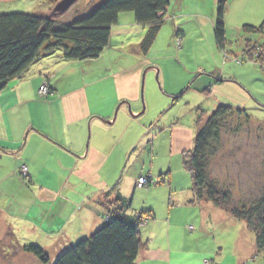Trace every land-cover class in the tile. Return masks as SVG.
I'll use <instances>...</instances> for the list:
<instances>
[{
	"label": "rangeland",
	"instance_id": "rangeland-1",
	"mask_svg": "<svg viewBox=\"0 0 264 264\" xmlns=\"http://www.w3.org/2000/svg\"><path fill=\"white\" fill-rule=\"evenodd\" d=\"M60 1L62 0H0V12L53 15L58 12L55 6ZM102 1L104 0H77L63 12L65 14L60 21L69 23L88 13ZM228 4L231 12L228 22L225 20L226 42L224 47L217 42L213 28L217 0H183V3L182 0H174L170 4L166 22L147 55L142 54L138 47L143 35L147 32V26L137 24L133 13L124 12L122 15H129L133 17L132 20L130 23L122 20L112 28L110 44L100 57L83 61L73 60L74 62H69L65 68L57 69L54 79L61 86L59 90L69 96H79L83 93V97L87 100L89 113L92 112V120L95 117L96 126L92 127L93 130L89 123V141L94 138V143L103 150L114 141L118 150H123V153L118 151L122 154V161L116 171L118 174L123 170L122 164L128 158L125 153L127 150L124 151V149L134 148L141 143L140 147H143L135 155L138 162L133 163L136 166L132 170L136 169L137 172L147 176L151 174L149 172L152 171L151 161H153L156 167L165 166L166 169H172V182L182 186L181 177H178L176 181L175 178L178 173L186 170L183 165V153L192 150V147L186 149V142L193 141L192 145L194 144L199 124L201 125L206 117L217 109L221 101H225L234 107L242 106L252 118L247 119L244 115L238 114L226 118L221 141L214 145L209 155L208 177L210 181H216L221 187L228 189L232 200L249 202L263 191L264 55L260 59L259 54H251L250 50L253 49L256 53L262 52L257 50L264 48V34L245 32L243 25L247 23L259 25L264 21V0L252 5L243 0H228ZM123 22L129 24L124 26ZM178 30L181 31L180 36L177 34ZM139 69H142V73L138 100H126V103L119 107L120 103L116 102L117 95L112 86L115 77L131 74ZM219 74L227 78L231 76L235 78L236 82L248 91L249 97L246 94L222 95L219 91L212 92L210 84L213 80L220 78ZM206 89L209 91L206 92ZM114 103L116 107H113ZM117 108L116 123L113 126L102 124L101 121L109 120L106 118L107 115L110 114L112 118L115 116ZM138 112L142 114L136 118L131 116V113L137 114ZM34 128L39 131L38 127ZM178 130L181 134L192 132V139L182 141L176 137ZM39 132L45 134L42 129ZM107 139L109 141L106 145ZM90 148L93 149L92 142ZM150 148H154V155L149 150ZM85 153L89 154L87 151ZM97 156L93 153L89 154V158L81 166L66 161L61 165L62 167L56 165L54 169L52 168V173L37 168L33 179L37 188L31 190L32 192L26 189L30 187L28 182H25L24 189L20 187L10 193L5 191L6 194L13 195V198H8V203L13 204L15 209L10 215H6L4 220L0 215V230L2 231L0 264H44L35 255L22 249L23 245L45 247L39 239L42 236L44 240V232L40 225L47 224L49 220L44 219L43 216L46 207H43V204L35 198L40 192L38 188L60 191L62 186L66 185V191H63V194L59 193L60 196L57 197L58 203H64V198L68 197L71 201L66 211H77L76 209L80 206L75 200L73 201V198L78 195L73 194V190L67 184L82 183L80 188L86 187V183L82 180L88 177V170L91 171L97 167L96 159L94 161L91 159ZM55 158L57 164H61L62 159L59 156ZM16 169L17 167H14V170ZM21 169L23 172L26 168L23 165ZM186 173L191 176L189 171L186 170ZM131 174L130 172L128 175ZM138 176L139 173L136 174V177ZM158 176L156 175L155 178L152 175L155 184L152 183L150 187L155 189L148 194L146 191L149 187L146 188V183L141 181V177L137 180L136 186L145 189L141 193L142 196L149 197L164 191L163 189L170 191L168 182H161L162 178L159 179ZM25 180L28 181L27 178ZM190 190L194 195L191 203L205 205L206 209L205 202L207 201L198 200L192 191V186ZM82 191L87 193L84 189ZM186 192L188 191L185 190L182 194ZM98 194H96L95 201L103 203L105 207L112 206L113 200L109 199L110 196L105 195L106 193ZM178 196L176 195L177 198ZM21 198L27 206L22 204L24 201L19 200ZM207 205L210 208L205 212L211 216L208 218L211 224L206 226L197 214L199 209L197 206L189 208L177 206L173 209V218L179 225L177 229L184 237L183 249L190 257L189 260L176 264H193L192 259L196 256L197 244L190 238L197 239L203 251L208 253L215 251V257L212 254L206 255V259L202 261L203 264H235L241 257L244 258V264H264V256L258 255L255 249V235L247 229L245 223L235 220L212 202H207ZM154 206L155 214H157L154 222L160 223L161 220H165L168 213V204L161 202ZM176 212L179 221L175 218ZM186 217H190L187 223H185ZM149 219L145 216L139 228L141 229ZM216 219L217 223L214 221ZM183 224L185 234L181 228ZM175 228L172 229L177 232ZM70 236L73 241L68 240L67 248L86 238V236L77 237L75 232H72ZM250 252L253 254L246 261ZM216 253L219 254L216 255ZM47 254L51 260L50 264H55L60 252L48 249Z\"/></svg>",
	"mask_w": 264,
	"mask_h": 264
},
{
	"label": "crops",
	"instance_id": "crops-1",
	"mask_svg": "<svg viewBox=\"0 0 264 264\" xmlns=\"http://www.w3.org/2000/svg\"><path fill=\"white\" fill-rule=\"evenodd\" d=\"M173 1L174 0H170V4ZM243 1H247L249 5H252L260 3L262 0ZM241 10L244 11V8L241 7ZM230 12V7H228L225 18L226 22L229 20ZM132 18L133 17L129 15L123 16L121 13L119 23L122 20H127L130 23ZM129 23L123 22L122 25L125 26ZM69 62L74 61L63 60L61 53L46 56L33 64L22 76L9 82L6 88L0 91V215H2V219L4 220L5 216L10 215L15 209L13 204L8 203V198H13V195L6 194L5 191H8V193L14 192L15 189L26 186L25 182H28L30 187L26 189L28 192H32L31 190L37 188L33 180L37 168L52 173V168L54 169L56 165L61 166L63 163L65 164L66 161L81 166L86 162L85 160L89 158V154L93 153L94 156H100L91 158L92 161L96 159L97 167L91 171L88 170V177L83 178L82 182L86 183V187L80 188L82 183L77 185L67 184V186L73 190V194L76 193L78 195L76 198H73V201L75 200L76 204L80 206V208L78 207L79 209H76L77 211H66L71 201L68 197L64 198V203H58L59 200H57V197L60 196L59 193L63 194V191H66V185H63L60 191H51L43 187L38 188L40 192H38V196H35V198L43 204V207H46L43 216L44 219L49 220L47 224L40 225L43 229L42 232H44V240L42 236H40L39 239L46 247H44V249L47 251L48 249H55L57 252L61 253L69 245L68 240L73 241L70 236L72 232H75L76 236L79 238L88 237L101 228L106 222L104 218L107 215V211L103 203H99L95 200L96 194L99 193L98 195H101L106 193L105 195L110 196L109 199L111 198L113 201H115L119 195L127 200H131L132 210L130 209L127 212L131 217L137 215L140 211L146 210L151 211L154 217L148 220L140 229L142 240L146 245L141 250L136 264H176L181 261L189 260V254L185 253L183 249V234L180 235L179 229H177L179 225L175 222L172 212L177 206H183L185 208L197 206L199 208L197 214H199L201 222L204 223V226L210 225L211 222H208V218L211 216L205 212L210 208H208L207 202H205L206 209L205 205L191 203L194 199V195L190 190L192 178L186 173V170L178 173V176L175 178L176 181L178 177H181L182 186L178 184L175 185L172 182L173 176H171V171L173 170L170 168L166 169L165 166L163 168L156 167L153 161H151L152 171L149 173L155 178L156 175H159V179L163 178V183L168 182L170 191L163 189L164 191L152 194L149 197L142 196L141 193L145 189L138 188L136 182L141 176H145V174L137 172L136 169L132 170V168L136 166V164L133 163L138 162V158L135 155H137L138 150L143 147H140L141 143L134 148L124 149V151L127 150V152H125L128 157L127 161L122 164L123 170L119 174L116 172L117 167L122 161V154L118 153V151H122L123 153V150H118L116 142L114 141L104 150L94 143V138H92V141H89L90 126L92 129V127L94 128L96 125L94 121L95 117L92 120V112L89 113L90 110L86 98L83 97V93H80L79 96H69L62 93L61 90H59L61 86L55 82L54 76L57 69L65 68V66H68ZM59 65L60 67H58ZM141 73L142 69H139L131 74L118 75L115 77L112 86L117 95L116 102L120 103L119 107L125 104L126 100H138ZM219 77V79L213 80L210 84L212 92L219 91L222 95L228 93L246 94L249 97L250 94L248 91L237 83L235 78L232 76L231 78H227L221 74H219ZM46 83L49 84L51 89V93L48 97L40 93V87ZM134 85L136 87H133ZM134 90L135 92H133ZM220 104L230 105L225 101H221L218 105ZM38 105L39 107H35ZM113 107H116L115 103ZM235 107L242 106L237 105ZM117 111L118 108L113 118L109 114L107 115L108 117H106L109 120L106 122L101 121V123L113 126L116 123ZM141 114L142 112H138L137 114L131 113V116L136 118ZM21 115L22 117H20ZM126 115L128 114L126 113ZM89 123L91 124L90 126ZM52 126H54L53 129ZM34 127H38L39 131L42 129L45 134L40 133ZM176 133V137L180 138L182 141H184V139H188L189 141V138L192 139L193 136L192 132H190L191 134H181L178 130ZM108 141L107 139L106 145ZM91 142L93 149L90 148ZM192 142L193 141L189 143L186 142V149L193 148L194 144L192 145ZM129 149L132 150L130 154H128L130 151ZM149 150H151L152 154L154 153V148H150ZM86 151L89 154L85 153ZM101 151L103 152L100 153ZM56 156L62 159L60 161L61 164H57ZM140 158L141 154L139 155V159ZM12 165L17 167V169L14 170ZM23 165L27 167L30 175L28 181L21 175V167ZM129 166L131 167L128 168ZM130 172L132 174L128 175ZM137 173H139L138 177H136ZM113 176L114 178H112ZM23 189H21V191ZM83 189L87 193H84L82 191ZM154 189L153 187H149L146 193L148 194ZM185 190L188 192L182 194ZM23 194L26 195V193ZM176 195H179L178 198ZM172 197L173 199L171 200ZM19 200L24 201L22 198ZM111 200L109 201L111 202ZM170 200L171 203H169ZM161 202H167L168 213L165 220H161L160 223H157L154 222L156 221L155 215H157L155 214L156 209L154 204ZM22 204L27 206L25 201L22 202ZM133 206H135V208H133ZM175 218L179 221L177 212L175 213ZM188 218L190 217H186L185 223L189 221ZM214 221L216 223L218 222L217 219ZM173 227H176L175 229L178 231H173ZM181 228L185 234L184 224ZM0 235H2L1 230ZM190 239L197 244V250L195 251L196 256L192 259L193 264H203L202 261L206 259V255L208 254H212V256L215 257V251L212 253L203 251L197 239ZM255 249L257 251L256 240ZM218 254L219 253H216V255ZM252 254L253 253L250 252L248 253V257L246 255V261L249 260ZM217 259H219L218 256ZM243 260L244 258L241 257L237 259L235 264H244L245 262H243Z\"/></svg>",
	"mask_w": 264,
	"mask_h": 264
},
{
	"label": "trees",
	"instance_id": "trees-1",
	"mask_svg": "<svg viewBox=\"0 0 264 264\" xmlns=\"http://www.w3.org/2000/svg\"><path fill=\"white\" fill-rule=\"evenodd\" d=\"M169 6L170 0H104L69 23L60 21L64 11L53 15L0 12V91L46 56L61 53L65 61L100 57L110 44L112 28L119 23L120 14L124 12L133 13L137 24L147 26V32L138 46L140 52L147 55L166 22ZM227 7L228 0H217L213 28L221 47L226 42ZM243 30L264 34V21L259 25L244 24ZM177 34L180 36L181 31L178 30ZM261 49L257 50L262 51L259 53L251 49L250 53L259 54L261 59L264 48ZM46 84L48 93L44 96L48 97L51 89ZM233 114L252 118L243 107L219 105L199 124L192 150L183 153V165L191 174L192 191L196 198L212 202L235 220L243 221L255 235L257 254L264 256V187L261 194L249 202L232 200L230 191L216 181H210L207 173L212 148L220 143L226 118ZM21 174L27 179L30 176L28 170L24 173L21 169ZM160 181L164 182L163 178ZM152 183H155L154 179L146 187L152 186ZM115 201L112 206H104L107 211L105 224L62 251L55 264H136L146 245L139 225L145 216L152 219L153 215L146 210L131 217L127 214L131 209V200L119 195ZM22 249L35 255L44 264L51 262L47 250L40 246L23 245Z\"/></svg>",
	"mask_w": 264,
	"mask_h": 264
},
{
	"label": "water",
	"instance_id": "water-1",
	"mask_svg": "<svg viewBox=\"0 0 264 264\" xmlns=\"http://www.w3.org/2000/svg\"><path fill=\"white\" fill-rule=\"evenodd\" d=\"M77 0H62L60 1L56 6H55V10L56 11H66L68 10L71 5H73Z\"/></svg>",
	"mask_w": 264,
	"mask_h": 264
},
{
	"label": "built area",
	"instance_id": "built-area-1",
	"mask_svg": "<svg viewBox=\"0 0 264 264\" xmlns=\"http://www.w3.org/2000/svg\"><path fill=\"white\" fill-rule=\"evenodd\" d=\"M40 93L43 94V95H46L48 93V86H47V84H44V85L41 86ZM24 168H26V166H24ZM23 172L24 173H27V168L25 170L23 169ZM141 179H142L141 180L142 182L148 184V182L149 181H152V179H153L152 178V174H149V175H147L145 177H141Z\"/></svg>",
	"mask_w": 264,
	"mask_h": 264
},
{
	"label": "bare ground",
	"instance_id": "bare-ground-1",
	"mask_svg": "<svg viewBox=\"0 0 264 264\" xmlns=\"http://www.w3.org/2000/svg\"><path fill=\"white\" fill-rule=\"evenodd\" d=\"M41 88V87H40Z\"/></svg>",
	"mask_w": 264,
	"mask_h": 264
}]
</instances>
